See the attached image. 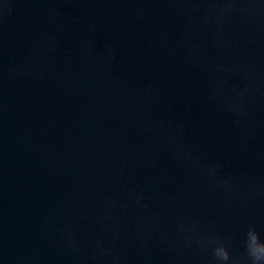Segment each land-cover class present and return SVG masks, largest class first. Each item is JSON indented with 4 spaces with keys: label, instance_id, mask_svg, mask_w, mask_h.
<instances>
[{
    "label": "water",
    "instance_id": "water-1",
    "mask_svg": "<svg viewBox=\"0 0 264 264\" xmlns=\"http://www.w3.org/2000/svg\"><path fill=\"white\" fill-rule=\"evenodd\" d=\"M249 228L264 0H0V264H254Z\"/></svg>",
    "mask_w": 264,
    "mask_h": 264
},
{
    "label": "clouds",
    "instance_id": "clouds-1",
    "mask_svg": "<svg viewBox=\"0 0 264 264\" xmlns=\"http://www.w3.org/2000/svg\"><path fill=\"white\" fill-rule=\"evenodd\" d=\"M253 236L255 237V240L253 241ZM246 242L247 246L249 248V251L252 253L254 258V264H260L261 261H264V259H260L257 257L256 253L253 251V243H255L257 246L264 245V241H261V239L258 237L257 233L249 228L247 234H246ZM228 257L225 256V259Z\"/></svg>",
    "mask_w": 264,
    "mask_h": 264
},
{
    "label": "snow or ice",
    "instance_id": "snow-or-ice-1",
    "mask_svg": "<svg viewBox=\"0 0 264 264\" xmlns=\"http://www.w3.org/2000/svg\"><path fill=\"white\" fill-rule=\"evenodd\" d=\"M254 240L255 237L253 236V241ZM253 251L256 253L258 258L264 259V245L257 246L255 243H253Z\"/></svg>",
    "mask_w": 264,
    "mask_h": 264
}]
</instances>
